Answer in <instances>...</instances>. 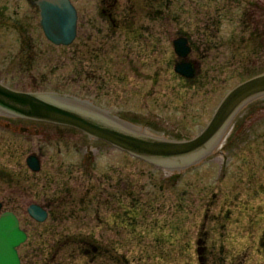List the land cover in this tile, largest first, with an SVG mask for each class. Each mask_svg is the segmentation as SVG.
I'll use <instances>...</instances> for the list:
<instances>
[{"label": "rangeland", "instance_id": "374dc122", "mask_svg": "<svg viewBox=\"0 0 264 264\" xmlns=\"http://www.w3.org/2000/svg\"><path fill=\"white\" fill-rule=\"evenodd\" d=\"M19 1L0 0L4 84L88 100L156 136H197L229 90L264 73V0H72L81 20L78 36L69 46L53 45L50 61L45 51L37 56L40 69L32 73L46 80L31 86L30 72L19 65V36L13 25L4 27L16 9L24 16L26 3L19 8ZM103 9L115 23L104 19ZM180 35L192 46V81L174 69L180 57L173 40ZM15 122L0 115V201L18 210L22 229L30 233L28 246L19 248L22 264L28 249L34 264L49 257L54 264H96L78 241L94 234L109 255H126L134 264H201L200 238L208 264H264V96L241 110L219 144L175 173L93 142L75 128L41 124L35 135L34 129L7 128ZM88 142L98 144L95 163L85 156L90 148L73 149ZM33 152L42 158L39 172L26 163ZM93 163L95 173L118 180L117 213L102 209L95 231L85 229L82 214H64L62 221V214L54 215L45 223L30 217L34 202H63L53 195L61 182L49 183L46 175H80ZM124 176L135 183V198L121 193ZM69 184L78 196L85 185Z\"/></svg>", "mask_w": 264, "mask_h": 264}, {"label": "water", "instance_id": "95a60500", "mask_svg": "<svg viewBox=\"0 0 264 264\" xmlns=\"http://www.w3.org/2000/svg\"><path fill=\"white\" fill-rule=\"evenodd\" d=\"M38 4L48 38L56 44L72 43L77 33V10L71 0H40ZM173 47L180 57L175 64V71L189 79L195 78V66L187 60L192 52L188 37L175 38ZM261 96H264V73L250 77L229 90L205 129L188 140L146 135L130 129V126L136 127L132 123L117 116L112 117L107 111L91 105L88 101L55 92L19 91L1 81L0 112L75 127L91 138L108 142L150 163L179 169L184 163L195 162L219 144L237 114ZM67 98L78 105L67 102ZM81 103L86 106L81 107ZM28 161L35 170L40 168L34 156ZM29 211L40 221L46 218V212L39 206L32 205ZM25 239L26 233L20 228L16 216L11 212L3 213L0 216V264H20L17 247ZM198 253L201 264H205L201 248H198Z\"/></svg>", "mask_w": 264, "mask_h": 264}, {"label": "flooded vegetation", "instance_id": "af4514ba", "mask_svg": "<svg viewBox=\"0 0 264 264\" xmlns=\"http://www.w3.org/2000/svg\"><path fill=\"white\" fill-rule=\"evenodd\" d=\"M106 1L108 0H103L104 3H106ZM26 3V11L23 17L19 16V10L20 9H16L14 11V13H12L13 16H11V18H8V23L6 22L4 25V27H6L7 29H10V24L13 28L14 31L17 32L18 36H19V41H20V49H19V65L22 69L24 70H28L30 73V78L33 81V84L31 86H35V87H42V85L44 84L43 82L46 80L45 77H43V73H38V75H35L32 73V71H37L38 69H40V64L39 66L37 65V56L39 54H41L42 51H45L44 56H45V60L46 61H50L51 60V52H52V48L53 45H56L53 43L52 40H50L43 27L41 24V13H40V7L38 5L39 0H20L19 1V8L22 7V3ZM114 5V3H113ZM78 11V9H77ZM103 14L107 11L106 10H102ZM16 15V17H15ZM109 18L111 22L115 23V19L113 17V14L111 13H107V15L104 14V19ZM80 16H79V12H78V21H77V36H78V31H79V23H80ZM14 23V24H13ZM39 25V26H38ZM37 26L39 27L40 30L37 31ZM76 36V38H77ZM76 40V39H75ZM56 46H62V47H66L69 45H56ZM37 63V64H36ZM39 71V70H38ZM188 80V79H187ZM3 82V81H2ZM4 83V82H3ZM22 91H30V90H22ZM32 92H38V91H32ZM53 92V91H50ZM56 93V92H55ZM59 94V93H58ZM1 116H6L12 120H15V124L13 123H7V128L8 129H15V131H19L22 133H31V129L35 130V135L39 134L41 132V130H43V127H39L38 125L41 124H48V125H55L58 127H65V128H69V129H73V127H69V126H65V125H60V124H55L52 122H48V121H42V120H36V119H32V118H27V117H22V116H17V115H6L4 113L0 112ZM20 121H23L24 123L20 124ZM28 123V124H27ZM26 124V125H24ZM42 126V125H41ZM79 130V129H78ZM81 131V130H79ZM82 132V131H81ZM83 134H85V136L87 135L91 141L95 140L98 142V139L96 138H91L88 134L82 132ZM102 141V140H101ZM94 142V141H93ZM93 142H88L86 143H76L73 144V149H76L80 147V149L85 148L86 150L90 151V149L93 151L92 154L86 153L85 156H93V162H97V157L98 156V144L93 143ZM102 143H105L109 146H111L112 148H114V150L116 151H122L123 153H125L126 155L138 159V160H142L144 162H147L149 164H153L150 163L144 159L138 158L126 151H123L115 146H113L110 143H107L105 141H102ZM84 146V147H82ZM70 148V147H69ZM90 148V149H89ZM71 149V148H70ZM97 150V153H96ZM76 152V151H75ZM32 154H35L38 156V161L40 163V170L42 169V158L40 155H38L36 152H33ZM28 158V157H27ZM89 158V157H88ZM85 159V158H83ZM89 161V159H86L84 161H80V163L85 164V162ZM26 163L27 166L30 168V170L32 172H39V171H33L32 168L30 167V165L27 162L26 159ZM66 163V162H65ZM65 163L63 162V165H65ZM94 163L93 166L89 169H86L85 171H82V174H78V175H74L72 173L70 174H65L62 173L61 176L56 177L53 175H46L47 179L46 181L51 183L53 181H56V179L58 181H60V185L58 186L59 190H55L53 192V195H59L63 196V202L60 204L57 202H45L43 201L42 203H37L34 202L32 204H30L27 208V213L29 215V207L33 204H36L38 206H40L41 208H43L46 211L47 217L46 220L42 221V222H38V223H45L46 221H48L49 219L54 218V215H60L61 216V221L64 220L63 215L64 214H82L84 216V218H82L83 222L82 224L85 225L87 228V230L92 229L93 231H95V229H98V216H100L101 214V210L103 209L106 213H108V215H112L117 213V205L119 204V198L118 197V185H117V181H114L113 179L114 176L110 175L108 173L106 174H98L94 172ZM154 166L160 167V168H166L162 165H157V164H153ZM171 170L172 172H174L177 169H171V168H166ZM175 173V172H174ZM119 180L122 183V188L123 191L121 193H124L126 195V197L128 195H130V198H135L138 195H134L136 193V185L135 183H133L132 180H130L127 176H124V178H119ZM85 183V185L82 188V191L80 193V195L78 196V192L73 190L70 191L71 187L69 183ZM69 189L67 191H63L61 189ZM47 192V191H45ZM120 193V192H119ZM1 204V211H11L13 212L17 217L18 215V210L14 208L12 209H8L5 207L4 202L0 201ZM119 206V205H118ZM95 215L96 217L93 218V220H95L94 222H91V216ZM31 217V216H30ZM51 217V218H50ZM73 217V216H72ZM111 218H113V221L111 220ZM110 221L107 222V224L109 225V227H112V222L115 223V226H118V222L115 221V217L111 216ZM19 222H20V226H21V221L20 218L18 217ZM34 219V218H33ZM36 220V219H34ZM56 220H58V218L56 217ZM37 221V220H36ZM51 224V223H50ZM48 224V225H50ZM22 227V226H21ZM92 227V228H90ZM126 227V226H125ZM25 230V229H24ZM26 234H27V239L18 247L17 252L18 255L20 257V264H22V258L19 254V248L21 246H28L29 244V240H30V233L27 232L25 230ZM98 237L94 234V238H80L78 241L81 244L80 247H84V254L86 256H90L91 259L94 261V263L96 264H134L133 261L129 260L128 256L123 255L122 258L118 257V256H111L109 255L110 248H104L102 244H98ZM200 243V247L203 253H205V246H201L202 244H204V239L200 238L199 241ZM262 243L264 244V239L262 240ZM207 249V248H206ZM28 250H26L24 252V259H27V264H34V262L29 261L27 258V254H28ZM208 251V249H207ZM206 251V252H207ZM53 257V256H52ZM205 260H206V256L204 254ZM52 261L55 258H51L49 257ZM49 258H45L44 261L45 263L43 264H54V261L51 262L49 260ZM123 260V261H122ZM208 260V258H207ZM207 260L205 261L206 264H208Z\"/></svg>", "mask_w": 264, "mask_h": 264}, {"label": "bare ground", "instance_id": "6f19581e", "mask_svg": "<svg viewBox=\"0 0 264 264\" xmlns=\"http://www.w3.org/2000/svg\"><path fill=\"white\" fill-rule=\"evenodd\" d=\"M72 102V101H71ZM75 103V102H74ZM74 103H72V104H74ZM75 105H78V104H76L75 103ZM81 107H85L86 105L85 104H83V103H81V104H79ZM79 106V107H80ZM130 129H132V130H135V131H138V132H142L143 134H148V135H152V134H150V133H148V131L147 130H142V128H139V127H133V126H130Z\"/></svg>", "mask_w": 264, "mask_h": 264}]
</instances>
